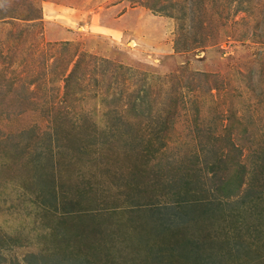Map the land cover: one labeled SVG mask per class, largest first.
<instances>
[{
	"label": "rangeland",
	"instance_id": "1",
	"mask_svg": "<svg viewBox=\"0 0 264 264\" xmlns=\"http://www.w3.org/2000/svg\"><path fill=\"white\" fill-rule=\"evenodd\" d=\"M0 264H264V0H0Z\"/></svg>",
	"mask_w": 264,
	"mask_h": 264
},
{
	"label": "trees",
	"instance_id": "2",
	"mask_svg": "<svg viewBox=\"0 0 264 264\" xmlns=\"http://www.w3.org/2000/svg\"><path fill=\"white\" fill-rule=\"evenodd\" d=\"M75 67H77V64L75 63ZM71 75V74H70Z\"/></svg>",
	"mask_w": 264,
	"mask_h": 264
}]
</instances>
